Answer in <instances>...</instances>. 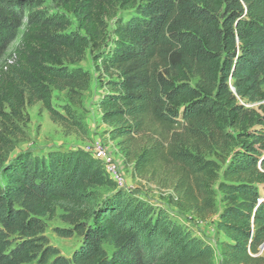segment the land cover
Instances as JSON below:
<instances>
[{
	"label": "trees",
	"instance_id": "16d2710c",
	"mask_svg": "<svg viewBox=\"0 0 264 264\" xmlns=\"http://www.w3.org/2000/svg\"><path fill=\"white\" fill-rule=\"evenodd\" d=\"M38 1L25 25L0 1V264H213L212 247L162 208L91 190L97 181L79 155L5 161L27 107L85 133L51 92L81 107L90 76L74 64L87 50L100 76V121L135 174L170 169L175 207L200 220L214 210L216 186L223 264H264V107L251 114L240 104L264 101V0H54L77 25L69 35L65 17L35 11ZM205 154L226 159L219 179ZM58 208L77 213L55 231L80 238L68 258L45 235Z\"/></svg>",
	"mask_w": 264,
	"mask_h": 264
},
{
	"label": "rangeland",
	"instance_id": "374dc122",
	"mask_svg": "<svg viewBox=\"0 0 264 264\" xmlns=\"http://www.w3.org/2000/svg\"><path fill=\"white\" fill-rule=\"evenodd\" d=\"M6 2L3 6H13L15 10L23 12L22 24H26L28 12L32 9L30 0H0ZM39 7L35 11H39L44 15H62L67 21L66 35L75 31L78 32L75 21L67 15L54 0H39ZM74 67L86 71L89 76L88 89L81 94V107L76 108L69 103L67 91L51 92L52 105L62 111L64 106L70 107L75 111L79 121L85 128V133H74L64 130L58 125L52 123L46 111L40 104L33 107H27L24 114L28 117V122L21 128L23 137L12 140V148L8 150L5 161L11 163L20 156H47L50 152H68L73 156H81L86 164H89L90 172L97 181L96 186L91 190L95 191L100 197H103L115 190H121L124 193L146 201L154 207H159L176 222L196 227L197 229L208 227L214 229L216 227V219L218 212L222 208L221 196L217 193L216 186L213 187L215 192L214 210L206 220L198 219L194 213L186 210H178L175 207L177 196L172 190L176 176L169 174L170 169L162 171L160 167L149 176L143 178L138 177L134 172L132 163L125 160L124 156L116 146V142L110 141L106 135V126L100 121V112L97 108V100L101 94L102 88L99 84V73L95 70L92 55L90 51H85L83 59L74 64ZM241 106L248 113H261L264 107V101L243 100ZM179 133V132H176ZM4 134V127L0 123V135ZM181 134V133H180ZM103 146L111 161L118 169V178L109 176L104 165L94 156L95 146ZM207 161L217 164L220 171L217 173V179L220 178V172L225 167V158L219 159L217 155H204ZM4 175L0 171V184H4ZM77 213L70 208H58L55 217L46 221V237L49 243L58 249L63 257H70L72 252L76 250L80 244V238L76 235L70 238H61L55 234V231L71 228V223ZM184 224V225H185ZM189 224V225H188ZM106 249L110 252V247ZM221 254H213V264H223ZM260 256L264 257V245L260 248ZM35 264V263H32Z\"/></svg>",
	"mask_w": 264,
	"mask_h": 264
},
{
	"label": "crops",
	"instance_id": "0c3cea01",
	"mask_svg": "<svg viewBox=\"0 0 264 264\" xmlns=\"http://www.w3.org/2000/svg\"><path fill=\"white\" fill-rule=\"evenodd\" d=\"M216 221H217V219H216ZM184 224H185V222H184ZM188 227L192 230V232L194 233V235L196 237L202 239L203 241H205L206 243H208L212 247L213 253L221 254L220 243L223 241L224 237L217 230V227H215L214 229H209L208 227L197 229L196 227H193V226L190 227V225ZM221 261H222V257H221ZM222 263H223V261H222Z\"/></svg>",
	"mask_w": 264,
	"mask_h": 264
},
{
	"label": "built area",
	"instance_id": "2783aa9c",
	"mask_svg": "<svg viewBox=\"0 0 264 264\" xmlns=\"http://www.w3.org/2000/svg\"><path fill=\"white\" fill-rule=\"evenodd\" d=\"M94 156L98 161L102 163V165H104V168L109 176L118 178V169L111 161V158L109 157L106 149L103 146H95Z\"/></svg>",
	"mask_w": 264,
	"mask_h": 264
}]
</instances>
